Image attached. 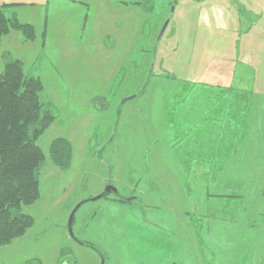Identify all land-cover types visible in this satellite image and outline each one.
Here are the masks:
<instances>
[{
	"label": "rangeland",
	"instance_id": "374dc122",
	"mask_svg": "<svg viewBox=\"0 0 264 264\" xmlns=\"http://www.w3.org/2000/svg\"><path fill=\"white\" fill-rule=\"evenodd\" d=\"M3 3L35 37L0 35V61L39 78L54 119L37 140L39 197L22 206L33 224L0 264H264V70L241 63L264 0ZM56 137L67 169L49 159ZM107 185L137 198L91 200ZM82 200L72 232L102 252L67 229Z\"/></svg>",
	"mask_w": 264,
	"mask_h": 264
},
{
	"label": "trees",
	"instance_id": "16d2710c",
	"mask_svg": "<svg viewBox=\"0 0 264 264\" xmlns=\"http://www.w3.org/2000/svg\"><path fill=\"white\" fill-rule=\"evenodd\" d=\"M0 6V35L18 31L25 41L35 37L31 24L6 16ZM0 71V246L11 244L32 226L31 215L22 206L39 197L36 172L45 156L37 140L54 119L40 98L39 78L25 75L18 59L4 57ZM72 146L65 137H56L49 146V159L59 169H67ZM121 202H128L116 198Z\"/></svg>",
	"mask_w": 264,
	"mask_h": 264
},
{
	"label": "crops",
	"instance_id": "0c3cea01",
	"mask_svg": "<svg viewBox=\"0 0 264 264\" xmlns=\"http://www.w3.org/2000/svg\"><path fill=\"white\" fill-rule=\"evenodd\" d=\"M3 4H13V3H3ZM9 6H11V5H9ZM255 14H258L259 16L264 15V13H255ZM138 19L140 20V18H138ZM257 23H259V22H257ZM257 23L254 22L253 24H251L248 27V29L249 28H251V29H249V32L245 35V38H244V44H245L246 48L251 50V53L248 52L247 56L251 57V54H252L253 59L249 60V57L248 58L245 57L243 62H241V63H243L246 67L249 66L250 69H248V70H251V71H253V70L257 71L258 70L261 72L262 70H264V24H263V26H261V24H257ZM131 31L133 32V30H131ZM11 33L8 34L7 36H10ZM4 56H5V53H2L1 54V61H0V71L3 69L4 63H5ZM14 59H18L22 63V60L20 58L15 57ZM260 61H262V62L260 63ZM22 66H23V63H22ZM260 72H257L256 75L254 74L255 77H254L253 82L251 84H253V85L255 84L256 79L258 78ZM263 79H264V77L262 78V80ZM219 111L223 112V109L220 108ZM234 130L235 129L231 128V130L227 129L225 132H226V134L229 135V132L231 131L233 134ZM235 131L237 132V130H235ZM198 159L200 161H202V160L207 161L210 159V157H208V155H205L204 157L199 156Z\"/></svg>",
	"mask_w": 264,
	"mask_h": 264
},
{
	"label": "water",
	"instance_id": "95a60500",
	"mask_svg": "<svg viewBox=\"0 0 264 264\" xmlns=\"http://www.w3.org/2000/svg\"><path fill=\"white\" fill-rule=\"evenodd\" d=\"M167 24H168V21H166L165 23H164V25H163V27L161 28V30H160V33H159V38L161 37V35L163 34V32H164V30H165V28H166V26H167ZM153 66V65H152ZM141 92V91H140ZM139 92V93H140ZM110 193H114L115 195H117V196H119V197H122V198H124V199H131V198H125V197H123L122 195H119V193L117 192V190H116V188L114 187V186H112V185H107V186H105V188H104V190L100 193V194H98L97 196H95V197H93V198H91V200H96V199H99V198H101V197H104L105 195H107V194H110ZM87 200H82V201H80V202H78L74 207H73V209L71 210V212H70V214H69V216H68V220H67V229H68V231H69V234H70V236H71V238L73 239V240H75L77 243H79V244H83L81 241H79L78 239H76V237L74 236V234H73V232H72V221H73V217H74V215H75V212L77 211V209L83 204V203H85ZM92 249H94V250H96L97 252H100L99 250H97L95 247H93V246H90ZM101 254V253H100ZM100 264H104V261H103V257L101 256V263Z\"/></svg>",
	"mask_w": 264,
	"mask_h": 264
},
{
	"label": "flooded vegetation",
	"instance_id": "af4514ba",
	"mask_svg": "<svg viewBox=\"0 0 264 264\" xmlns=\"http://www.w3.org/2000/svg\"><path fill=\"white\" fill-rule=\"evenodd\" d=\"M118 192V191H117ZM123 196V195H122ZM123 197H125V196H123ZM116 198H120L121 200H125V201H128V202H130V201H132V200H134V199H136L137 197H134L133 196V198L132 199H124V198H122V197H119V196H115V199ZM125 198H131V197H125ZM122 229V234H123V236H124V231H123V228H121ZM78 239V238H77ZM79 241H81L83 244H80V245H82V246H84V245H86V246H93V247H95L97 250H99V247H97L96 245H94V243H92L91 241H89V240H87V239H82V240H80V239H78ZM74 242L76 243V244H79V243H77L75 240H74ZM100 251V250H99ZM100 252H102V251H100ZM103 254V253H102Z\"/></svg>",
	"mask_w": 264,
	"mask_h": 264
}]
</instances>
